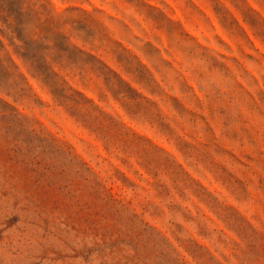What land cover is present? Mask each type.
<instances>
[{
  "label": "rangeland",
  "instance_id": "obj_1",
  "mask_svg": "<svg viewBox=\"0 0 264 264\" xmlns=\"http://www.w3.org/2000/svg\"><path fill=\"white\" fill-rule=\"evenodd\" d=\"M0 264H264V0H0Z\"/></svg>",
  "mask_w": 264,
  "mask_h": 264
}]
</instances>
